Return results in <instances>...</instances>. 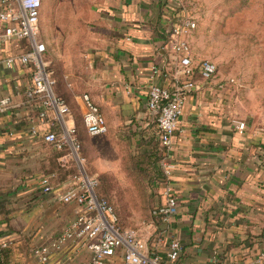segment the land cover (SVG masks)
I'll return each instance as SVG.
<instances>
[{"label": "crops", "instance_id": "crops-1", "mask_svg": "<svg viewBox=\"0 0 264 264\" xmlns=\"http://www.w3.org/2000/svg\"><path fill=\"white\" fill-rule=\"evenodd\" d=\"M72 1L70 6L67 0H42L40 14L42 27L51 32L45 39L51 52L63 58L60 47H83L86 59L81 72L66 65V82L57 80V92L70 108L65 125L77 128L90 159V149L102 153L97 141L105 140L112 151L118 143L150 155L164 148L174 165L169 178L160 165L164 179L152 189L156 209L172 189L177 215L156 233L151 226L148 235L139 230L138 236L162 264H264V87L256 81L243 90L237 78L219 69L209 79L196 73L197 88L186 94L172 144L165 148L148 108L150 70L160 66L167 73L160 83L169 88L176 83L175 61L164 46L177 6L168 0ZM27 49L26 41L6 39L0 25V245L9 244L6 264H86L91 253L85 246L53 247L77 216L75 203L62 202L77 167L66 151L44 142L46 132L63 129L52 117L40 123L36 106L26 99L32 69L6 65ZM231 78L237 84H228ZM84 94L100 108L107 134L87 133ZM239 123L245 124L243 131ZM102 154L92 165L113 167ZM53 174L52 190L45 192L41 181ZM173 239L182 252L169 259ZM43 249L47 253H40ZM110 264H123V250Z\"/></svg>", "mask_w": 264, "mask_h": 264}, {"label": "built area", "instance_id": "built-area-1", "mask_svg": "<svg viewBox=\"0 0 264 264\" xmlns=\"http://www.w3.org/2000/svg\"><path fill=\"white\" fill-rule=\"evenodd\" d=\"M177 4V0H168ZM42 0H0V25L4 27V37L26 41L27 51L22 55L10 57L6 65L11 68L15 64L29 66L32 69L33 85L26 92V99L37 109V120L48 123L52 117L63 129V132L49 131L44 134V142L67 155L76 162L78 169L70 179V185L62 202L75 203L78 206L77 216L70 222L62 235L53 243L56 249L67 242L85 246L91 253L86 264H110V259L123 250V264H162L161 258L151 253L148 242L141 239L135 231H124L118 226V217L114 207L105 198L99 197L97 190L99 180L91 176L85 169L86 159L83 156L82 144L75 127L68 128L64 118L70 115V108L54 92L55 80L49 64L44 57L47 53L45 43L39 40L40 14ZM195 28L193 22L174 25L165 43V50L175 61L176 83L166 87L160 79L167 73L157 65L150 70L151 86L149 89L148 108L158 125L159 142L165 148H170L172 138L178 128L188 92L197 88L196 73L209 79L218 73V67L209 61H197L193 55L188 38ZM230 85L237 84L236 79L227 80ZM224 88L223 83L220 85ZM85 112L83 123L87 133L92 137L108 133L106 120L100 108L89 95L82 96ZM244 123L238 124L243 131ZM37 132L34 131V134ZM166 178L174 170V165L168 159L161 162ZM55 174L44 177L41 181L45 192L52 190L51 178ZM165 204L158 208L162 223H168L178 213V199L172 189L165 191ZM9 244L0 245V252L6 250ZM182 252L181 243L171 240L167 257L175 259ZM40 253H47L43 249ZM42 262L48 258L42 255ZM213 264H217L214 260Z\"/></svg>", "mask_w": 264, "mask_h": 264}, {"label": "rangeland", "instance_id": "rangeland-1", "mask_svg": "<svg viewBox=\"0 0 264 264\" xmlns=\"http://www.w3.org/2000/svg\"><path fill=\"white\" fill-rule=\"evenodd\" d=\"M67 2L72 6V0ZM175 5L174 24L188 21L195 24L188 41L197 61L214 63L222 74L237 78L243 90L256 81L264 87V0H177ZM39 30V40L47 47L44 59L53 73L55 84L60 77L66 82V65L72 71L75 66L78 68L76 72L83 70L86 65L83 47H60L63 58L58 57L50 51L45 40L50 30L47 31L41 23ZM65 59L68 63L64 62ZM252 76L257 77L252 79ZM97 143L103 147V154L95 152L96 148L91 144L94 147L90 149V153H94L91 160V155L83 150L85 169L89 175L98 178L97 192L114 207L118 226L124 231L142 230L146 235L152 226L156 233L160 224H153L152 211L156 202L150 193L151 178L143 154L127 143H118L113 151L105 140ZM101 154L106 162L113 160L114 166H103L97 170L92 161Z\"/></svg>", "mask_w": 264, "mask_h": 264}, {"label": "trees", "instance_id": "trees-1", "mask_svg": "<svg viewBox=\"0 0 264 264\" xmlns=\"http://www.w3.org/2000/svg\"><path fill=\"white\" fill-rule=\"evenodd\" d=\"M57 85H58V81H57V83L54 86V92H55L56 96L61 98L62 100H64V102L67 104L66 100L61 95L58 94ZM76 131H77L78 139L80 140L77 128H76ZM80 142H81V140H80ZM81 144H82V142H81ZM83 150H84V148H83V144H82V151ZM164 153H165V150H164V148H162V149H159V150L156 149L154 155L153 154L152 155L143 154V156H144L143 158H145L144 159V163H145V166L148 168L147 172L149 173V178H151L150 193L153 194L154 197H155V194H154V191L152 189L153 183L156 182V181H159L161 179H164V176H163L162 172L160 171L161 162L166 159V157L164 156ZM99 197H102V198H105L106 200H108L104 196L100 195ZM150 204H152V202H150ZM152 219L154 221V223H153L154 225L155 224H157V225L162 224V216L160 214H158V210L155 207H154V209L152 211ZM5 253H6V250L0 252V264H6V262H5Z\"/></svg>", "mask_w": 264, "mask_h": 264}]
</instances>
